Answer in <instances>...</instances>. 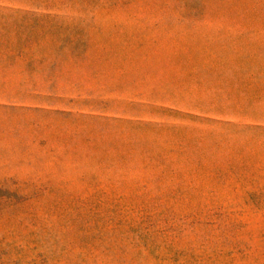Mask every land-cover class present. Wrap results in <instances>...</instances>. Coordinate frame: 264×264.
<instances>
[{
  "label": "rangeland",
  "instance_id": "rangeland-1",
  "mask_svg": "<svg viewBox=\"0 0 264 264\" xmlns=\"http://www.w3.org/2000/svg\"><path fill=\"white\" fill-rule=\"evenodd\" d=\"M0 264H264V0H0Z\"/></svg>",
  "mask_w": 264,
  "mask_h": 264
}]
</instances>
